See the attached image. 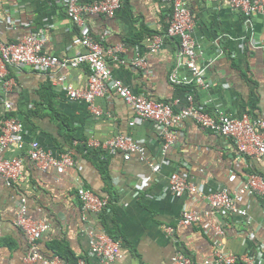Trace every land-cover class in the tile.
I'll return each mask as SVG.
<instances>
[{"label":"crops","instance_id":"1","mask_svg":"<svg viewBox=\"0 0 264 264\" xmlns=\"http://www.w3.org/2000/svg\"><path fill=\"white\" fill-rule=\"evenodd\" d=\"M185 2L195 15L191 36L197 45L196 64L204 69L207 87L192 84L189 68L183 61L178 65L180 45L175 38L163 39L162 46L150 52L154 36H161L172 18L170 0H122L113 17L85 16L90 36L111 52L105 51V59L112 77L133 92L171 104L176 111L192 96L197 106L212 115L264 117V11L248 17L232 8L229 0ZM142 29L157 33L151 39L139 37ZM38 31L44 43L42 52L57 56L60 64L46 71L8 65L0 77V119L12 111V117L21 122L23 142L21 148L14 144L1 152L4 158L21 159L22 170L10 185L0 175V264H30L24 260L29 253L26 234L16 225L22 208L33 221L47 224L37 242L39 252L49 257L58 248L68 264H101L90 252V236L106 235L107 230L117 235L121 253L110 264H171L177 255L203 264L216 249L264 264V196L242 194L236 206L244 215L213 214L205 198L223 189H240L250 174L264 180V157L254 152L240 155L230 137L202 128L188 117L164 147L153 120L136 117L112 91L96 97L91 110L84 101L70 99L58 78L86 89L90 72L86 65L65 63L83 47L63 0H0L1 39L17 42ZM135 58H144L145 64L134 65ZM174 72L186 82L172 83ZM46 84L52 87L50 104L40 96ZM6 102L12 104L11 110ZM66 125L67 133L75 137L74 148L65 143ZM117 136L140 143L143 159L137 154L125 159L122 152L110 154L88 143ZM35 141L55 157L72 150L74 164L62 172L41 167L27 156L29 144ZM84 145L85 149L77 150ZM174 172L198 186L200 193L174 194L169 186ZM80 187L108 195L105 209L85 210L77 195ZM185 211L195 212L200 220L181 226ZM214 222L222 233L215 234L210 225Z\"/></svg>","mask_w":264,"mask_h":264},{"label":"built area","instance_id":"2","mask_svg":"<svg viewBox=\"0 0 264 264\" xmlns=\"http://www.w3.org/2000/svg\"><path fill=\"white\" fill-rule=\"evenodd\" d=\"M122 0H94L90 3H80L78 0H63L66 15L77 26L80 34V44L83 51L77 53L74 57L69 58L67 65L79 67L86 65L89 69L90 76L86 89H77L72 85L64 82L63 77H59L61 88L66 92L67 96L73 100H82L88 104L89 109L96 97L104 96L106 92H114L118 94L131 107L134 114L138 118L153 120L156 129L162 135L165 145L171 143L176 137V128L184 118H191L196 123L205 128L219 133L223 136L230 137L240 155H246L254 152L264 157V117L251 118L247 113H243L238 118H233L223 114L211 115L197 107L192 96H188L187 104L179 111H175L170 104L153 101L144 94L137 95L133 93L127 86L123 85L119 80L112 77L105 59V48L101 43L93 39L85 22V16L90 14H101L106 17H112L119 8ZM172 18L164 35L154 36L150 52H156L162 46L163 39L175 38L178 41L179 52L177 57L191 71L193 79L192 84L201 87H207L204 78V69L196 64V42L191 36V31L195 23V16L188 10L185 0H171ZM230 5L234 9H238L246 16L263 12L264 0H229ZM43 39L41 32H33L26 35L17 42H8L0 38V77L6 73L7 66L20 68L23 66H31L40 71L56 67L60 61L55 55H47L42 52ZM111 54L110 51H106ZM134 65L143 66L144 58H135ZM172 83H185L186 78L180 77L176 72L170 74ZM189 80V82L191 81ZM6 108H10L11 104L6 102ZM134 122H130L133 124ZM22 130L21 122L14 117H4L0 119V175L4 178L5 183L10 185L21 175L22 160L19 158H4L1 152L12 147L14 144L19 148L23 142L19 137ZM89 146L94 148L102 147L110 154L122 152L125 159H129L133 154H137L140 158L144 154V147L125 136H117L105 142H98L91 139ZM27 156L31 160L37 162L41 167L51 166L58 172H62L66 166L74 164L73 153L67 151L59 156H54L50 152H46L40 148L39 144L31 142L27 150ZM157 167H153V171H157ZM169 186L171 191L181 196L183 193H200V188L189 182L185 177L174 172L170 176ZM257 192L264 196V180L257 174L247 176L243 186L233 192L223 189L213 192L205 196L208 201L212 213L217 212L221 215L226 211L229 214H241L245 212L236 206V201L244 193ZM83 208L85 210L101 212L109 203L108 195L99 196L87 188L80 187L77 190ZM24 200V199H23ZM200 220V216L195 212L185 211L181 214L179 224L188 227ZM16 225L21 228L27 237L29 253L24 260L30 264L41 261L43 264H68L57 256L45 257L38 248L37 242L41 238L43 232L47 228L44 220L33 221L22 208L17 214ZM215 234L222 233L221 226L217 223L210 224ZM90 252L97 256L101 264H110L121 256L119 240H113L107 234L90 236ZM253 264L247 256H237L234 254L223 253L216 249L211 259L204 260L203 264ZM171 264H194L188 257L183 255L174 256Z\"/></svg>","mask_w":264,"mask_h":264},{"label":"trees","instance_id":"3","mask_svg":"<svg viewBox=\"0 0 264 264\" xmlns=\"http://www.w3.org/2000/svg\"><path fill=\"white\" fill-rule=\"evenodd\" d=\"M167 26H168V24H166V27H165V29H164V31H166V29H167ZM155 33H157L156 31H153V30H147V29H142V31L139 33V37H141V36H147L148 38H153V35H155ZM137 37H138V35H137ZM186 88L187 89H190L191 88V86H186ZM43 90L45 91V93H40V96H41V98H42V100L43 101H45L46 100V102L48 103V104H50V102L49 101H47L48 100V98H50V91L52 90V87H51V85H49V84H46L44 87H43ZM50 90V91H49ZM204 109V108H203ZM205 111H207L208 113H211L209 110H207L206 108L204 109ZM55 114H56V118H58L59 120L61 119L62 120V122H65L63 119H62V116H60V115H58V113H56L55 112ZM1 116H5V117H12V116H14L13 115V113H12V111H7V112H5L3 115H1ZM64 128L66 129V134H65V136H64V140H65V143L68 145V148H71V147H73L74 148V141H75V137L72 135V134H70V133H67V130H68V125H66V126H64ZM78 145V144H77ZM81 145V144H80ZM77 148V150L78 151H81L82 149H85V145H84V147L82 146V147H76ZM76 150V149H75ZM76 150V151H77ZM105 233L110 237V238H112L113 240H118V238L116 237L117 235H115V234H113L112 232H110V231H105ZM54 250V249H53ZM53 256H57V257H59V258H62V254H61V251H60V249H58L57 248V250H55V251H53V254L51 255V256H49V257H53ZM48 257V256H47ZM48 257V258H49Z\"/></svg>","mask_w":264,"mask_h":264},{"label":"clouds","instance_id":"4","mask_svg":"<svg viewBox=\"0 0 264 264\" xmlns=\"http://www.w3.org/2000/svg\"><path fill=\"white\" fill-rule=\"evenodd\" d=\"M81 3V2H80ZM85 3V2H84ZM170 3H171V0H170ZM186 3V2H185ZM187 6V5H186ZM171 8H172V3H171ZM188 8V7H187ZM188 10H189V8H188ZM236 10H238V9H236ZM190 11V10H189ZM263 11H264V6H263ZM241 12V11H240ZM191 13V12H190ZM242 13V12H241ZM261 13H263V12H261ZM192 14V13H191ZM243 15H245L244 13H242ZM101 15V14H100ZM194 15V14H193ZM103 16H105V15H103ZM195 16V15H194ZM246 16V15H245ZM251 16V15H250ZM250 16H248V17H250ZM113 17V16H112ZM171 17H172V11H171ZM170 23V22H169ZM169 25V24H168ZM168 27V26H167ZM166 32V31H165ZM165 32L162 34V35H164L165 34ZM7 41V40H6ZM8 42H10V41H8ZM178 42V41H177ZM108 65V64H107ZM109 68V67H108ZM121 82V81H120ZM122 83V82H121ZM123 84V83H122ZM123 85H125V84H123ZM126 86V85H125ZM128 87V86H127ZM129 88V87H128ZM130 89V88H129ZM131 90V89H130ZM132 91V90H131ZM133 92V91H132ZM133 93H135V94H137V95H143V94H140V93H137V92H133ZM118 95V94H117ZM119 96V95H118ZM120 97V96H119ZM147 97V96H146ZM121 98V97H120ZM148 98V97H147ZM123 101H124V99L123 98H121ZM150 99V98H149ZM154 101V100H153ZM125 102V101H124ZM195 102V101H194ZM126 103V102H125ZM127 104V103H126ZM128 105V104H127ZM171 105V104H170ZM11 106H12V104H11ZM129 106V105H128ZM172 106V105H171ZM6 107V106H5ZM197 107H199V106H197ZM131 108V107H130ZM8 110H11V107L10 108H7ZM174 109V108H173ZM132 110V109H131ZM202 110H204L203 108H202ZM133 111V110H132ZM176 111V110H175ZM179 111V110H178ZM205 111V110H204ZM134 112V111H133ZM207 112V111H206ZM209 114H211V113H209ZM135 115V114H134ZM212 115V114H211ZM136 116V115H135ZM5 117V116H4ZM3 117V118H4ZM137 117V116H136ZM6 118V117H5ZM150 120V119H149ZM134 122V121H133ZM134 124V123H133ZM130 125H132V124H130ZM177 128H179V127H177ZM75 144V143H74ZM165 145V144H164ZM99 148V147H98ZM102 148V147H101ZM67 151H71L72 153H73V151L72 150H70V149H66L65 150V152H67ZM64 152V153H65ZM63 154V153H62ZM73 158H74V153H73ZM74 162H75V159H74ZM152 170H153V168H152Z\"/></svg>","mask_w":264,"mask_h":264}]
</instances>
